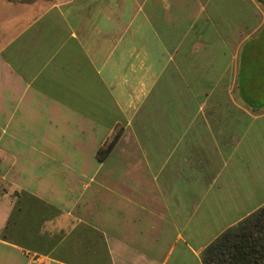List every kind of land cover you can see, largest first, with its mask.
Instances as JSON below:
<instances>
[{
    "label": "crops",
    "instance_id": "0c3cea01",
    "mask_svg": "<svg viewBox=\"0 0 264 264\" xmlns=\"http://www.w3.org/2000/svg\"><path fill=\"white\" fill-rule=\"evenodd\" d=\"M262 206V3L0 0V264H202Z\"/></svg>",
    "mask_w": 264,
    "mask_h": 264
},
{
    "label": "trees",
    "instance_id": "16d2710c",
    "mask_svg": "<svg viewBox=\"0 0 264 264\" xmlns=\"http://www.w3.org/2000/svg\"><path fill=\"white\" fill-rule=\"evenodd\" d=\"M120 133L115 132L108 144L97 150L98 160L108 155ZM201 263L264 264V206L219 235L202 251Z\"/></svg>",
    "mask_w": 264,
    "mask_h": 264
},
{
    "label": "rangeland",
    "instance_id": "374dc122",
    "mask_svg": "<svg viewBox=\"0 0 264 264\" xmlns=\"http://www.w3.org/2000/svg\"><path fill=\"white\" fill-rule=\"evenodd\" d=\"M262 1H264V0H262Z\"/></svg>",
    "mask_w": 264,
    "mask_h": 264
}]
</instances>
